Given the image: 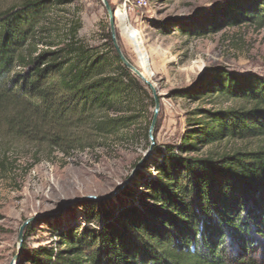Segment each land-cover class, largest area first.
<instances>
[{"label": "trees", "instance_id": "16d2710c", "mask_svg": "<svg viewBox=\"0 0 264 264\" xmlns=\"http://www.w3.org/2000/svg\"><path fill=\"white\" fill-rule=\"evenodd\" d=\"M71 2L0 0L1 143L44 147L64 158L114 139L148 144L145 111L154 100L122 65L108 32L100 47L69 34L31 51L29 45L48 41L46 12ZM218 11L181 33L264 28V0H229ZM208 72L171 95L225 98L235 106L197 109L178 144L154 145L135 176L142 183L122 193L129 203H80L84 226L29 223L17 264H264V77L220 67ZM221 142L242 146L208 149ZM36 230L55 242L28 245Z\"/></svg>", "mask_w": 264, "mask_h": 264}, {"label": "rangeland", "instance_id": "374dc122", "mask_svg": "<svg viewBox=\"0 0 264 264\" xmlns=\"http://www.w3.org/2000/svg\"><path fill=\"white\" fill-rule=\"evenodd\" d=\"M228 1L148 0L146 9L129 10V6L123 8V0H107L114 11L120 51L153 88L154 96L139 81L157 104L155 100L152 105L147 103L145 111L146 118L152 121L155 117L154 145L178 144L197 109L235 106L225 98L187 101L171 95L172 91L203 81L209 69L218 67L238 76L264 77V28L256 29L252 24L223 27L194 38L181 33L180 29L189 31L204 22L209 12L220 16L218 9ZM108 23L102 0H72L46 12L42 28L48 31L44 36L48 41L29 46L33 53L39 52L47 49L45 42H60L69 34L82 44L104 46ZM1 142L0 163L5 165L0 166V264H9L15 255L18 229L28 218L40 215L42 222L57 228L84 226L86 210L82 204L54 214L69 199L103 197L116 190L150 146L145 140L122 145L114 139L100 144V148L64 158L44 147ZM219 144L208 149L218 152L242 146L234 142ZM140 179L134 178L128 188L135 190L142 183ZM110 201L118 207L130 199L121 194ZM38 241L41 245L53 244L55 238L46 230H36L28 245L36 247Z\"/></svg>", "mask_w": 264, "mask_h": 264}, {"label": "water", "instance_id": "95a60500", "mask_svg": "<svg viewBox=\"0 0 264 264\" xmlns=\"http://www.w3.org/2000/svg\"><path fill=\"white\" fill-rule=\"evenodd\" d=\"M102 4H103L104 9H105V11L107 13V16H108L109 35H110L112 46H113V48H114V50L116 52L117 57L121 61L122 65L128 71H130L131 74H133L140 82H142L144 85H146L149 88V90L153 93V96H154V92H153V88H152L151 84H149L146 80H144L142 74L123 56L122 52L120 51V49H119V47L117 45V41L115 39L114 11L111 9V7H110L109 3L107 2V0H102ZM154 100H155V98H154ZM155 106H157L156 100H155ZM154 124H155V117L152 119V121L150 123V126H149V129H148V140L150 142V146H149L148 150L137 161V163L131 169L129 175L126 177V179L123 181V183H121L117 187L116 190H114L113 192H111L107 196H103V197L85 196V197L69 199V200H67V201L62 203V205L57 210V212L54 214V216H58V215L64 213L65 211H67L68 209H70V208H72L74 206L80 205V203H82L84 201H93V202H97V203H105V202L110 201L113 198H116L119 195H121L129 187V185L131 184V182L135 178L136 173L139 171L140 167L144 163H146L152 156L153 147H154L153 138H152V131H153V128H154ZM38 218H40V215L34 216L32 218H28L19 227L18 236H17V245H18L17 251H16L15 255L12 257V259H11L9 264H17V261H18V258H19L20 252H21V245H22V241H23L24 228L29 223L37 220Z\"/></svg>", "mask_w": 264, "mask_h": 264}, {"label": "built area", "instance_id": "2783aa9c", "mask_svg": "<svg viewBox=\"0 0 264 264\" xmlns=\"http://www.w3.org/2000/svg\"><path fill=\"white\" fill-rule=\"evenodd\" d=\"M127 6H129V10L146 9L148 0H123V8H127Z\"/></svg>", "mask_w": 264, "mask_h": 264}, {"label": "bare ground", "instance_id": "6f19581e", "mask_svg": "<svg viewBox=\"0 0 264 264\" xmlns=\"http://www.w3.org/2000/svg\"><path fill=\"white\" fill-rule=\"evenodd\" d=\"M124 12V11H123ZM143 76V75H142ZM143 78H144V80H146L149 84H150V82L143 76Z\"/></svg>", "mask_w": 264, "mask_h": 264}]
</instances>
